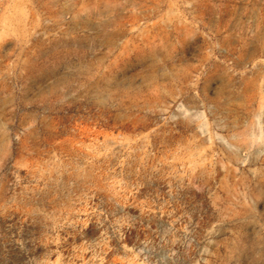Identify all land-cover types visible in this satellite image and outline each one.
I'll return each mask as SVG.
<instances>
[{"label":"rangeland","instance_id":"rangeland-1","mask_svg":"<svg viewBox=\"0 0 264 264\" xmlns=\"http://www.w3.org/2000/svg\"><path fill=\"white\" fill-rule=\"evenodd\" d=\"M0 264H264V0H0Z\"/></svg>","mask_w":264,"mask_h":264}]
</instances>
